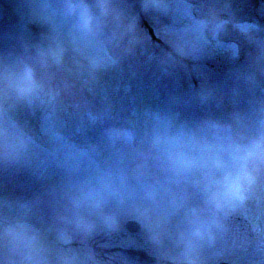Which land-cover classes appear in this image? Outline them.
I'll list each match as a JSON object with an SVG mask.
<instances>
[{
    "label": "rangeland",
    "instance_id": "rangeland-1",
    "mask_svg": "<svg viewBox=\"0 0 264 264\" xmlns=\"http://www.w3.org/2000/svg\"><path fill=\"white\" fill-rule=\"evenodd\" d=\"M49 2L59 6L62 0ZM86 2L98 16L99 28L86 41L85 51L118 57V63L95 74H89L82 55L73 49L66 26L53 31L33 14L42 0H0V67L31 63L42 85L30 103L5 105L8 115L32 137L33 158L31 164L0 167V205L27 204L26 221L40 230L46 246L50 238L53 252L75 250L83 255L91 250L99 264H113L109 248L115 244L114 234L109 230L101 227L88 237L76 234L67 244L60 243L55 232L56 218L65 209L69 180L113 171L123 176L132 198L122 209L108 203L102 213L85 215L100 224L103 214L116 213V230L124 231L126 220L142 221L137 208L143 204V189L153 187L159 242L153 241L144 223L140 240L127 236L124 242L127 246L142 242L143 249L155 256L153 264H178L181 234L189 230L196 215L207 218L211 210L196 183L200 173L173 176L152 148L153 115L168 117L173 132L180 125L195 128L206 119L233 123L239 129L233 116L250 118L254 107L264 102V56L258 43L264 41V5L259 0H189L193 19L177 24L175 14L144 11L142 0H112L116 11L108 17H100L97 0ZM134 2L140 7L136 14ZM213 13L228 21L218 39L238 48V56L218 51L199 60L175 57L165 30L188 26L194 19H210ZM245 21L260 26L257 42H248L234 27L235 22ZM129 24L135 25L140 41L131 55L119 43ZM56 45L66 49L62 62H41L38 53ZM169 54L175 57L174 63ZM112 127L130 129L133 140L110 142L105 132ZM15 215L0 210V226ZM225 224L215 244L201 249V264H264V190L238 206ZM48 253L47 249L49 258Z\"/></svg>",
    "mask_w": 264,
    "mask_h": 264
},
{
    "label": "clouds",
    "instance_id": "clouds-1",
    "mask_svg": "<svg viewBox=\"0 0 264 264\" xmlns=\"http://www.w3.org/2000/svg\"><path fill=\"white\" fill-rule=\"evenodd\" d=\"M177 4L181 5L179 9ZM95 7L100 17H108L116 11L112 0H97ZM141 7L146 12L166 16L175 14L177 24L185 18L193 19V4L189 0H142ZM33 14H38L53 31L67 27L69 41L82 55L89 74L118 63V57L92 55L85 51L86 41L99 28V18L86 0H62L59 6L42 0L38 11ZM227 25L228 21L213 13L210 19H194L188 26L165 31L175 57L199 60L218 51L235 57L239 49L218 39ZM234 27L248 42H257V34L261 31L258 24L235 22ZM139 42L135 25L129 24L119 43L123 44L125 53L131 55ZM258 43L264 56V41ZM65 51L59 45L50 46L41 50L38 56L41 62L51 59L59 64ZM175 57L169 54L168 59L174 63ZM41 89L31 63L19 61L0 67V167L16 168L32 163V137L8 115L5 105L30 103ZM153 120L152 148L163 157L172 175L181 178L200 173L196 183L211 212L207 218L196 215L189 230L181 234L178 264H201V249L215 244L218 236L226 230L227 217L255 193L264 190V102L254 107L250 118L233 116L239 129L233 123L206 119L195 128L180 125L173 132L168 117L157 113ZM105 135L113 143H128L134 138V133L124 127L106 129ZM132 195L123 176L113 171H99L84 179H70L64 192V212L56 218V239L67 244L74 235L88 237L101 227L115 231L119 227L116 213L103 214L101 223L97 224L89 220L85 212L102 213L108 203L122 209ZM156 195L153 187L146 186L143 204L137 211L150 237L159 242L160 222L153 217ZM27 209L28 205L21 202L0 205V210L17 214L0 226V264H50L40 230L25 219ZM57 260L59 264H99L91 250L83 255L75 250H70V254L61 251Z\"/></svg>",
    "mask_w": 264,
    "mask_h": 264
},
{
    "label": "trees",
    "instance_id": "trees-1",
    "mask_svg": "<svg viewBox=\"0 0 264 264\" xmlns=\"http://www.w3.org/2000/svg\"><path fill=\"white\" fill-rule=\"evenodd\" d=\"M132 4V3H131ZM137 4H138V2H134L133 3V5H132V8L134 9V12H135V14H136V12H139L140 11V7L139 6H137ZM141 18H143V16L141 17ZM114 236V235H113ZM131 248V247H130ZM126 248L123 246L122 247V250L121 251H123V252H126V250H125ZM129 249V248H128ZM142 251H144V249L143 248H140V246L137 244V245H134L133 247H132V250H131V253H130V255H129V258L131 257H133L131 254H136V253H140V252H142ZM129 258H127L126 259V261H127V263L128 264H133V260L131 259H129ZM134 259H135V257H133ZM126 263V264H127Z\"/></svg>",
    "mask_w": 264,
    "mask_h": 264
},
{
    "label": "water",
    "instance_id": "water-1",
    "mask_svg": "<svg viewBox=\"0 0 264 264\" xmlns=\"http://www.w3.org/2000/svg\"><path fill=\"white\" fill-rule=\"evenodd\" d=\"M127 228L129 229V230H131V231H138L139 230V226L136 224V223H134V222H129L128 224H127ZM132 228V229H131Z\"/></svg>",
    "mask_w": 264,
    "mask_h": 264
}]
</instances>
